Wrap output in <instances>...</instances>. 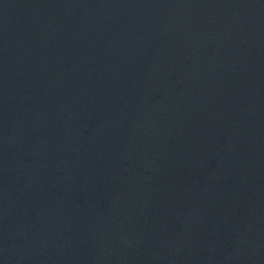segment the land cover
I'll list each match as a JSON object with an SVG mask.
<instances>
[{
    "label": "water",
    "instance_id": "obj_1",
    "mask_svg": "<svg viewBox=\"0 0 264 264\" xmlns=\"http://www.w3.org/2000/svg\"><path fill=\"white\" fill-rule=\"evenodd\" d=\"M0 264H264V0H0Z\"/></svg>",
    "mask_w": 264,
    "mask_h": 264
}]
</instances>
